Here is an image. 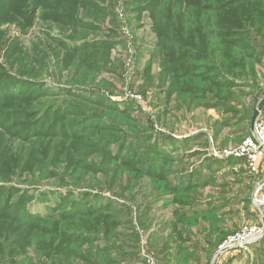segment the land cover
Returning <instances> with one entry per match:
<instances>
[{
	"label": "rangeland",
	"instance_id": "374dc122",
	"mask_svg": "<svg viewBox=\"0 0 264 264\" xmlns=\"http://www.w3.org/2000/svg\"><path fill=\"white\" fill-rule=\"evenodd\" d=\"M263 98L264 0H0V264H264Z\"/></svg>",
	"mask_w": 264,
	"mask_h": 264
},
{
	"label": "built area",
	"instance_id": "2783aa9c",
	"mask_svg": "<svg viewBox=\"0 0 264 264\" xmlns=\"http://www.w3.org/2000/svg\"><path fill=\"white\" fill-rule=\"evenodd\" d=\"M243 146L236 150L226 151L222 158L232 157L247 162L252 172H256V163L264 155V110L260 112L255 123V131ZM257 167V166H256ZM256 203H258L261 213V225L256 227H246L236 237L228 242V246L242 248L250 245L264 234V180L256 188ZM147 264H157L152 259H148Z\"/></svg>",
	"mask_w": 264,
	"mask_h": 264
},
{
	"label": "water",
	"instance_id": "95a60500",
	"mask_svg": "<svg viewBox=\"0 0 264 264\" xmlns=\"http://www.w3.org/2000/svg\"><path fill=\"white\" fill-rule=\"evenodd\" d=\"M264 109V98L260 101L258 108L255 110L254 116L251 121V129L254 128V125L256 123V120L260 114V112Z\"/></svg>",
	"mask_w": 264,
	"mask_h": 264
},
{
	"label": "crops",
	"instance_id": "0c3cea01",
	"mask_svg": "<svg viewBox=\"0 0 264 264\" xmlns=\"http://www.w3.org/2000/svg\"><path fill=\"white\" fill-rule=\"evenodd\" d=\"M262 174L264 175V169H262ZM262 174H261V176H262Z\"/></svg>",
	"mask_w": 264,
	"mask_h": 264
}]
</instances>
